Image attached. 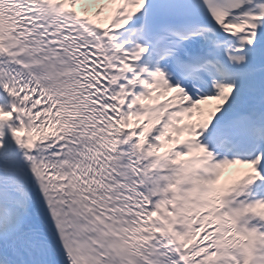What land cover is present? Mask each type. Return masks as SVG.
Here are the masks:
<instances>
[{
    "label": "snow or ice",
    "instance_id": "snow-or-ice-1",
    "mask_svg": "<svg viewBox=\"0 0 264 264\" xmlns=\"http://www.w3.org/2000/svg\"><path fill=\"white\" fill-rule=\"evenodd\" d=\"M0 264H264V0H0Z\"/></svg>",
    "mask_w": 264,
    "mask_h": 264
}]
</instances>
